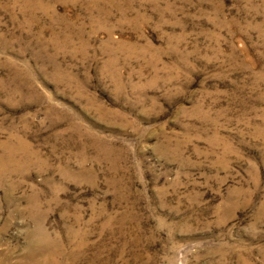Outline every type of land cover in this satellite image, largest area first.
<instances>
[{
    "label": "rangeland",
    "instance_id": "rangeland-1",
    "mask_svg": "<svg viewBox=\"0 0 264 264\" xmlns=\"http://www.w3.org/2000/svg\"><path fill=\"white\" fill-rule=\"evenodd\" d=\"M0 264H264V0H0Z\"/></svg>",
    "mask_w": 264,
    "mask_h": 264
}]
</instances>
